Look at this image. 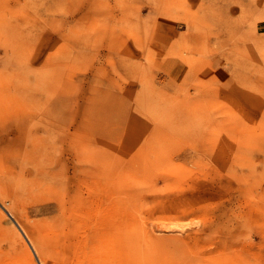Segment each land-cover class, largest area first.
Here are the masks:
<instances>
[{
    "label": "rangeland",
    "instance_id": "obj_1",
    "mask_svg": "<svg viewBox=\"0 0 264 264\" xmlns=\"http://www.w3.org/2000/svg\"><path fill=\"white\" fill-rule=\"evenodd\" d=\"M39 261L264 264V0H0V264Z\"/></svg>",
    "mask_w": 264,
    "mask_h": 264
},
{
    "label": "bare ground",
    "instance_id": "obj_2",
    "mask_svg": "<svg viewBox=\"0 0 264 264\" xmlns=\"http://www.w3.org/2000/svg\"><path fill=\"white\" fill-rule=\"evenodd\" d=\"M11 213H12V212H11ZM21 228H22V227H21ZM22 229H23V228H22ZM22 229H21V230H22ZM22 231H24V230H22ZM33 248H34V247H33ZM34 251H35V250H34ZM39 262H40V261H39ZM40 264H41V262H40Z\"/></svg>",
    "mask_w": 264,
    "mask_h": 264
}]
</instances>
